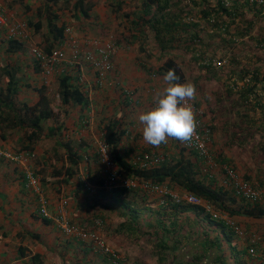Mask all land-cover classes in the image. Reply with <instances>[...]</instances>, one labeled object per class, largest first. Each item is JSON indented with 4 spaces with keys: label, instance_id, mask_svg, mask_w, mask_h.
<instances>
[{
    "label": "crops",
    "instance_id": "0c3cea01",
    "mask_svg": "<svg viewBox=\"0 0 264 264\" xmlns=\"http://www.w3.org/2000/svg\"><path fill=\"white\" fill-rule=\"evenodd\" d=\"M36 1L24 0L19 3L18 0H0V6L11 23L34 22L38 19L37 8L40 7V1ZM75 1L58 3L54 7L56 14L61 21L66 22L67 28L83 43L86 50L94 52L99 44L104 46L116 38L118 44L115 40L113 42L117 50L111 56L114 69L102 86H97L92 72L87 71L90 82V88L86 90L89 103L83 110L74 104L64 108L59 100L57 78L51 79L45 94L49 97L50 91H56L58 103L56 108L53 107L49 98L52 116L42 122L40 139L34 150L28 151L34 153V159L23 166L0 157V264H110L104 260L103 253L114 256L117 263L111 261L112 264H144L130 257L132 251L129 246L133 245L136 234L126 228L120 229L121 225L131 221L130 216L120 206H101L107 200L100 201L97 196L98 205L93 206L89 196L96 192L87 178L97 172L101 174L98 149L102 142V128L112 120L121 123L125 129L118 154H127L132 163L138 155L147 151L163 153L167 159L178 156L181 141L169 139L167 144L159 147L149 145L143 139V125L138 119L140 114L155 106L156 94L167 86L163 79L166 72L161 70L169 61L174 63L180 73L181 83L191 82L196 85L197 98L189 103L202 112V122L211 137L210 154H214L211 156L213 166L210 168L211 171L217 170L212 173L219 181L222 174L225 175L222 177L225 181L228 171L235 172L232 162L235 154H232V149L251 143L252 147L264 149V112L250 113V125L245 123L244 118L236 117L237 113L243 114V109L235 104L236 95L225 92L227 73L219 70V79H213L205 72L203 62L210 59L206 57L211 55L203 54L206 49L200 43H189V36L183 33L178 36V43L170 41V46L163 50L154 41L150 29L129 31L128 20L124 16H135L143 0H86L90 6V17L80 20L73 18L78 16L72 8ZM118 3L121 8L114 12L113 8ZM248 13L244 9V15ZM263 14L262 11L260 15ZM249 16L264 22V16H253L252 13ZM40 17L41 30L35 32L30 29L31 40L45 49L51 45L52 39L44 16ZM6 32V27L0 26V91H4L7 86L6 70H9L15 75L18 87L14 100L17 108L22 103L34 107L40 100L37 90L42 87L44 78L41 71H34L35 64L29 44L19 41L21 46L9 45ZM256 33L254 38H264V32ZM131 35L137 38L135 42H129ZM199 36L202 38L203 33ZM248 42L244 48L248 47ZM258 47L264 50V44ZM194 56H198V59L194 60ZM257 66L260 64L257 63ZM209 85L218 87L213 94ZM260 98L261 103H264V93L260 94ZM56 113L59 114L58 119L55 118ZM53 129L55 134L51 135ZM2 130L6 133V139L0 140L3 149L13 152L22 148L23 131L20 128H7L0 124V133ZM250 136H253V142H250ZM73 153L76 154L70 155ZM69 157L77 162V173L63 184L59 181L64 174L56 175L55 172L69 166ZM29 175L35 180V185L31 184ZM245 177L254 180L246 173ZM253 177L262 176L256 177L255 174ZM79 183L86 190L91 189L90 195L80 190ZM160 200L159 195L150 193L147 203L139 202L135 205V209L143 212L139 218L140 224L153 218L150 216L151 211L156 212ZM43 207L48 212L47 218L40 214ZM61 207L68 224L74 230L72 233H65L58 222ZM262 221L247 220L238 230L242 236L258 238L261 251L264 252ZM82 235L87 236L84 238ZM89 235H95L98 240L91 239Z\"/></svg>",
    "mask_w": 264,
    "mask_h": 264
},
{
    "label": "trees",
    "instance_id": "16d2710c",
    "mask_svg": "<svg viewBox=\"0 0 264 264\" xmlns=\"http://www.w3.org/2000/svg\"><path fill=\"white\" fill-rule=\"evenodd\" d=\"M18 1L21 3L24 0ZM39 1L43 2V6L37 8L38 19L34 22L28 21L26 24L30 29L39 32L42 27L40 16H44L52 41L50 40L51 45L43 49L49 52L66 38L67 24L60 20L54 7L61 2L69 3V0ZM183 1L143 0L135 16H124L128 20L129 31L150 29L154 41L163 50L170 46L168 45L170 41L178 43L180 41L178 36L183 33L189 36V43H200L206 49L204 55L210 54L214 57L218 53L217 49H222L224 53L218 59L223 63L219 67H202L213 79H219L217 71H226L228 82L225 85V92L236 95L235 104L243 109V114L237 113L236 117L244 118L245 123L249 124L252 121L250 113L264 112V103H261L260 98V94L264 93V69L257 66V62L262 58L255 57L258 61L253 63L249 56L243 53L247 41L238 43L235 39L249 37L250 41L254 40L259 45L264 44V38L257 39L251 35L252 22L244 18V9L252 12L253 16H259L263 9L250 6L246 0H231L229 9L222 5V0H215L214 4H211L210 0H186L188 3ZM89 7L86 0H76L72 8L78 16L73 18L77 20L89 18ZM120 8L121 5L118 3L113 11L118 12ZM189 18L191 20H188ZM201 33L202 38L199 36ZM7 39L9 45L13 47L22 45L15 39ZM129 39L132 43L137 38L131 35ZM197 57L194 56V60ZM34 64V71H41L35 60ZM173 67L174 63L169 61L161 71L167 73L169 68ZM6 73L7 86L4 91H0V124L7 128L18 127L23 131L22 148L14 151H33L42 134V122L52 116L50 100L45 94L47 84L43 83L37 90L40 100L34 107L22 103L17 108L14 102L18 94L15 75L9 70H6ZM78 74L77 70L70 69L56 76L59 100L64 108L74 104L83 110L88 106L87 86L79 81ZM177 74L180 76L178 82L181 83L182 77L178 70ZM197 118L202 120L203 115H198ZM50 134H55V130L53 129ZM124 134L125 129L115 120L109 121L102 128V141L109 147L115 167L124 179L149 183L171 192L180 190L199 199L200 204L175 201L169 194H161L156 212L151 211L150 216L153 218L140 224L139 218L143 216V212L135 209V205L139 202L147 203L152 192L138 186L133 188L119 184L108 188L105 178L97 172L93 177L87 178L96 192L94 195H90L91 189L86 190L79 183L80 190L90 195L93 206L99 202L96 196L100 201L107 200V203L101 206H120L131 218V221L121 225L120 229L126 228L134 234L146 233L152 243L157 264H264L260 240L242 236L238 230L247 220H264V204L251 202L237 195L228 177L225 181H219L206 163L207 160L193 150L185 154L186 150L180 147L177 157L167 159L163 155L164 160L155 166L140 168L128 159L127 154L124 156L118 154V146ZM5 139L6 133L2 130L0 140ZM68 163L69 166L63 171L55 172L56 175L64 174L63 179L59 181L63 184L77 173L75 159L69 157ZM243 181L256 190L262 188L264 184L260 181L259 188H256L257 185L252 184L249 178L245 177ZM153 194L159 195L155 192ZM229 219L234 222L232 225L227 222ZM250 250L255 253L251 254ZM104 254L102 255L105 261L110 264L111 261L117 263L114 256Z\"/></svg>",
    "mask_w": 264,
    "mask_h": 264
},
{
    "label": "built area",
    "instance_id": "2783aa9c",
    "mask_svg": "<svg viewBox=\"0 0 264 264\" xmlns=\"http://www.w3.org/2000/svg\"><path fill=\"white\" fill-rule=\"evenodd\" d=\"M250 6H256L263 9L264 12V0H246ZM222 5L225 8L231 7V0H222ZM7 13L0 6V26H5L7 29V38H12L17 41H23L29 44V49L33 59L39 64L41 69V74L44 78V83L49 84L50 80L58 76L64 70H77L79 81L85 84L87 88H90V82L88 81V73L90 70L95 79V84L97 86H102L105 79L113 71V64L111 62V56L116 53L117 47L113 42V38L108 41L104 46L99 44V47L92 52L86 50L83 47V43L74 36L69 28L65 30L66 38L59 44V46L51 49L49 52L45 51L42 47L34 43L31 38L30 28L27 26L26 22L15 21L9 22ZM188 20H191L189 18ZM221 61L211 58L203 62L205 66L219 67ZM67 67V68H66ZM195 109V108H194ZM196 119L198 122V127L196 129V135L191 141L181 142V147L186 151L193 150L198 153V155L207 160L208 158V146H209V133L208 129L203 125L202 120L198 119V115H202V112L195 109ZM0 157L8 159L17 164L26 166L35 155L33 152H16L11 153L3 149L0 145ZM99 163L101 166V174L106 180V185L108 188L113 185L119 184L125 187H140L148 192H155L159 194H169L175 201H186L189 204H200V200L190 195L188 193L180 192L175 193L168 191L162 187L154 186L149 183H137L131 180L124 179L122 175L118 172L113 162L111 156V151L109 147L102 141L98 149ZM164 156L162 154H156L155 152H143L138 155L133 161L134 164L140 168H149L155 166L156 164L162 162ZM31 184L35 185V180L31 175ZM228 180L232 183V187L236 194L243 197L251 202H260L264 204V192L262 190L253 189L248 183L238 180L233 172H227ZM91 188V187H89ZM62 207L60 211V217L58 219L63 231L67 234L72 233L73 228L68 224L67 219L63 215ZM40 214L44 217H48L47 210L43 207L40 210ZM230 224V222H229ZM232 225V224H230ZM87 235H82L86 237ZM91 239L98 240L95 235H89ZM255 239V238H254ZM251 254L255 252L250 250Z\"/></svg>",
    "mask_w": 264,
    "mask_h": 264
},
{
    "label": "clouds",
    "instance_id": "9594fccd",
    "mask_svg": "<svg viewBox=\"0 0 264 264\" xmlns=\"http://www.w3.org/2000/svg\"><path fill=\"white\" fill-rule=\"evenodd\" d=\"M167 86L156 94L155 106L139 115L142 135L153 147L167 144L169 139L191 141L196 135L198 122L192 103L197 98L194 83H179L176 68H169L163 77Z\"/></svg>",
    "mask_w": 264,
    "mask_h": 264
},
{
    "label": "rangeland",
    "instance_id": "374dc122",
    "mask_svg": "<svg viewBox=\"0 0 264 264\" xmlns=\"http://www.w3.org/2000/svg\"><path fill=\"white\" fill-rule=\"evenodd\" d=\"M35 2H37V1H35ZM210 2H211V4H214V1H210ZM185 3H187V2L185 1ZM39 4H40V7H41L42 6L41 5V1L39 2ZM249 15H250V12L248 13V15L244 16V18L247 21H251V22H252V20L254 21V28H252L253 31L251 32V35L253 37H255V35L258 34L256 32H264V22H261L259 20H255L252 16H249ZM259 16H262V15H259ZM67 18L69 19L70 16H67ZM253 33H254V35H253ZM262 37H264V36H262ZM248 38L247 37L243 38V39L237 38V42L240 43V42H245V41L248 42L249 41L248 43H250V44L247 45L248 47L245 48V51H243V53L245 55L247 54V56H249V58H250V61H252L253 63L258 61L255 57L262 58V60L258 61L257 63L260 64V68L264 69V56H263V52L264 51H262V49L258 47L259 44L256 41H254V40L250 41ZM115 39L116 38H113V40H115ZM118 39L120 40V38H118ZM115 43L117 45L118 41L115 40ZM217 51H218V53H217L216 56H214V57L211 56V57H206V58L207 59L208 58H210V59L214 58V59L219 60L218 58L220 56H222L224 52H223L222 49H220V50L217 49ZM140 53L141 52H138L137 54H140ZM208 88H211L210 90H211V92L213 94V92L218 87H217V85H213V86L209 85ZM49 98L51 99L52 106L56 108V104L58 103V98L56 96V91L55 92H54V90L50 91ZM58 117H59V114L56 113L55 114V118L58 119ZM253 136H250V142H253L252 141ZM254 140H256V139H254ZM210 145H211V137L209 136V146H208V150H209L208 154L209 155H208L206 163L208 164V166L211 167V166H213L212 161H211V156L214 155V154H212V155L210 154V149H211ZM180 146H181V142H180ZM231 152H232V154L233 153L235 154V156H233L235 159L234 160L232 159L233 165L235 166V169H234L235 172H233L234 176L238 180L243 181L244 180L243 179L244 175L246 173V174L250 175L254 179V180L251 181V183L254 184V185H257L256 188H259V182L260 181L264 182V149L255 148L254 146L252 147V143H251V144H249V145H247L245 147H242V148L232 149ZM162 155H163V153H162ZM212 171L214 173L217 172V170H213V169H212ZM255 174H256V177H259V176H262V177L261 178H254L253 176ZM222 177L224 178L225 175L222 174ZM222 177L220 178L221 179L220 181L224 180V179L222 180ZM258 190H262V192H264V184H263V187L259 188ZM176 193H180V192H176ZM228 222L234 223L230 219L228 220ZM262 222H264V221H262ZM262 222H260V223H262ZM145 234L146 233L136 234L134 236V238H135L134 240L135 241L132 242L133 245L129 246V249L132 251V253H130L131 254L130 257L131 256L135 257V259L144 262V264H156V262H154L155 261V256L153 254V249H152V245H151L152 243L148 239L149 236L145 235ZM263 238H264V235H263Z\"/></svg>",
    "mask_w": 264,
    "mask_h": 264
}]
</instances>
